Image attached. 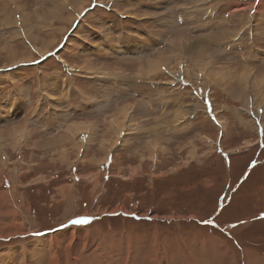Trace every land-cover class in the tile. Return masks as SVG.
Wrapping results in <instances>:
<instances>
[{
  "label": "rangeland",
  "instance_id": "1",
  "mask_svg": "<svg viewBox=\"0 0 264 264\" xmlns=\"http://www.w3.org/2000/svg\"><path fill=\"white\" fill-rule=\"evenodd\" d=\"M262 145L264 0H0V264H244Z\"/></svg>",
  "mask_w": 264,
  "mask_h": 264
},
{
  "label": "crops",
  "instance_id": "2",
  "mask_svg": "<svg viewBox=\"0 0 264 264\" xmlns=\"http://www.w3.org/2000/svg\"><path fill=\"white\" fill-rule=\"evenodd\" d=\"M256 174L247 184L242 188H238V195H236V201L233 202V206L244 207L249 210V215L246 217H240L238 220H234L232 228L235 229H247L250 226L254 225V221L257 220L259 215L264 213V175L261 173ZM251 174V173H250ZM249 194V191L251 190ZM240 219V220H239ZM264 221V220H259ZM257 222V221H256ZM259 223V222H258ZM250 229V228H249ZM240 239V238H239ZM252 238L249 240L251 241ZM262 241L260 237L257 239ZM241 241H246L244 238ZM246 241V242H249ZM260 246L249 248L245 252V257L243 262L244 264H264V252L259 250ZM221 257V256H216ZM223 257H228L227 254H224Z\"/></svg>",
  "mask_w": 264,
  "mask_h": 264
},
{
  "label": "snow or ice",
  "instance_id": "3",
  "mask_svg": "<svg viewBox=\"0 0 264 264\" xmlns=\"http://www.w3.org/2000/svg\"><path fill=\"white\" fill-rule=\"evenodd\" d=\"M33 63H37V62L33 61ZM205 103H207V101H205ZM213 119H215V117H213ZM120 135L124 136L125 133L121 132ZM81 139L84 140L85 142H87L88 138L86 136H82ZM262 146H264V145H262ZM81 151L83 152L84 149H81ZM108 163H111V156H109V158H108ZM73 170L75 171V169H73ZM77 179H79V178L77 177ZM105 179H107V177H105ZM262 218H264V216H262ZM88 222L89 221L87 218H77V219H73V220L69 221V223H72V224H85ZM206 223H212V221L209 220V221H206ZM37 234H39V233H37Z\"/></svg>",
  "mask_w": 264,
  "mask_h": 264
},
{
  "label": "bare ground",
  "instance_id": "4",
  "mask_svg": "<svg viewBox=\"0 0 264 264\" xmlns=\"http://www.w3.org/2000/svg\"><path fill=\"white\" fill-rule=\"evenodd\" d=\"M23 23H24V22H23ZM10 51H11V50H10ZM41 51H42V50H41ZM44 51H45V50H44ZM15 52H16V51H15ZM44 53H45V52H44ZM44 53H43V54H44ZM12 54H14V53H12ZM15 54H16V53H15ZM200 55H201V54H200ZM10 56H11V55H10ZM13 56H14V55H13ZM14 57H15V56H14ZM27 61H28V59H27ZM29 61H30V60H29ZM25 62H26V61H25ZM165 64H166V63H165ZM121 114H122V113H121ZM84 128H85V127H84ZM79 134H80V133H79ZM74 135H75V134H74ZM74 135H73V136H74ZM68 140H69V139H68ZM66 141H67V140H66Z\"/></svg>",
  "mask_w": 264,
  "mask_h": 264
},
{
  "label": "trees",
  "instance_id": "5",
  "mask_svg": "<svg viewBox=\"0 0 264 264\" xmlns=\"http://www.w3.org/2000/svg\"><path fill=\"white\" fill-rule=\"evenodd\" d=\"M251 167V166H250Z\"/></svg>",
  "mask_w": 264,
  "mask_h": 264
}]
</instances>
